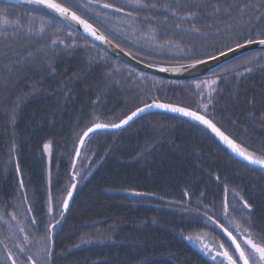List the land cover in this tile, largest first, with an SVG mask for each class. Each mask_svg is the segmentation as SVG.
<instances>
[{
	"label": "trees",
	"instance_id": "1",
	"mask_svg": "<svg viewBox=\"0 0 264 264\" xmlns=\"http://www.w3.org/2000/svg\"><path fill=\"white\" fill-rule=\"evenodd\" d=\"M58 2L153 66L264 34V0ZM153 101L198 112L264 158V51L168 80L113 58L45 6L0 1V264H216L192 240L206 232L229 243L216 226L234 234L227 219L264 243V170L188 117L151 111L95 132L73 164L86 130Z\"/></svg>",
	"mask_w": 264,
	"mask_h": 264
},
{
	"label": "snow or ice",
	"instance_id": "2",
	"mask_svg": "<svg viewBox=\"0 0 264 264\" xmlns=\"http://www.w3.org/2000/svg\"><path fill=\"white\" fill-rule=\"evenodd\" d=\"M28 3H34V4H39L45 6L47 9L51 10L53 13L58 14L60 17H63L65 19H70L72 21H75L79 25H82L84 30L88 33H90L93 36H97V31L93 28V26L85 19H82L80 15H77L75 11H71V7H66L62 3L58 2V0H27ZM137 3L140 2V0H136ZM148 7L149 5H145ZM151 7H156L155 4L150 5ZM85 7H87L85 5ZM105 8H111L113 5L111 4H104ZM164 7H168V5H164ZM118 11H122L123 9H117ZM213 11L214 12H219L220 8L218 5L213 6ZM225 11H228V9H225ZM189 17L195 16V12H191L188 14ZM4 23H8L7 20L4 21ZM16 23H19L17 21ZM194 31L199 32L200 29L194 28ZM31 31V29H29ZM259 37L257 40H253L251 38H244L245 43H236L235 44V49L229 47L228 52H233L237 49L244 48L246 45H251L253 43H258L260 46H264V34H258ZM98 39H102L107 41V38L104 37L103 35L97 36ZM243 38V37H242ZM227 55L226 52L220 51L219 56H225ZM218 59V56L216 55H209L207 59H199L195 58L193 59L190 63L187 65H180L177 68L173 69H167V68H162L161 71H181V70H186L189 68H196L198 65H204L207 64L209 61H215ZM54 71V69H53ZM206 82H200L196 84L197 88H200L201 85ZM208 83H215V80L210 81ZM150 107H156V108H162V109H167L172 112H179L182 113L185 116L192 117L195 120H198L202 122L203 124L207 125L213 132H215L222 140L225 141L233 149V151L237 152L238 155L244 157L246 160H248L250 163L253 164H258L262 168H264V158H259L255 157L253 154L248 153L246 149H243L240 147V145L236 144L233 140L229 139L228 136H226L219 128L216 127V125L209 119H206L203 115H200L198 112L191 111L188 108H183V107H177L172 104H164V103H158L156 101H153L152 104H145L144 108H137L135 112H133L130 116H128L125 120H122L119 125L113 124V125H104V124H95L94 128H103V127H120L123 124H127L129 120H131L134 116L137 115V113L144 111L146 108ZM203 107H207V105H203ZM93 128H89L88 132H92ZM88 132H86L84 135L87 136ZM83 143V141H81ZM49 147L48 144L45 145V148L47 149ZM74 187V186H73ZM72 193L69 192L68 196L71 197ZM246 203V202H245ZM67 200L64 201V207L67 208ZM247 207H251L250 205H247ZM227 204H225V211H227ZM51 211V208L49 209ZM63 213H61L62 215ZM206 215V214H205ZM239 226H237V231H239ZM229 237L231 238V242L234 245L233 251L235 253H238L236 258H233V255L229 253L228 250H223L219 252L217 255H212V250L209 248L207 245H202V249L206 250L207 254L212 256V259L216 261V264H237V260L242 261V264H249V259L251 258L252 264H264V243H258L252 238H248L244 241L245 245L248 246V252L246 254L245 250L241 247V244L236 241V238L232 236V234L229 232L228 233ZM188 239H193V237H188ZM221 248H223V244L220 245ZM15 264V262H13Z\"/></svg>",
	"mask_w": 264,
	"mask_h": 264
},
{
	"label": "water",
	"instance_id": "3",
	"mask_svg": "<svg viewBox=\"0 0 264 264\" xmlns=\"http://www.w3.org/2000/svg\"><path fill=\"white\" fill-rule=\"evenodd\" d=\"M0 1H20V2H27V0H0ZM43 6V5H42ZM72 11V10H71ZM78 15V14H77ZM64 21H66L71 27H73L74 29H76L78 32H80L82 35H84L86 38L90 39L91 41H93L94 43H96L97 45H99L106 53H108L110 56H112L113 58L122 61L123 63L131 66L132 68L152 75V76H156V77H160V78H164V79H168V80H189V79H196L198 77L204 76L206 74H208L210 71H212L214 68L218 67L219 65L225 63L228 60H231L235 57H238L242 54L251 52V51H264V46H260L258 43H253L251 45H246L244 48L241 49H237L233 52H228L227 50L224 51L227 53V55L225 56H218V59L215 61H209L207 64L204 65H198L196 68L192 69H186V70H181V71H161L162 68H167V69H173V68H177L179 66H167V67H160V66H153V65H149L146 64L138 59H136L135 57L131 56L129 53H127L126 51H124L123 49H121L120 47H118L116 44H114L111 40H109L104 34H102L98 29H96L92 24L93 28L97 31V36L99 35H103L104 37L107 38V41L102 40V39H98L97 36H93L90 33L86 32L83 28L82 25H79L78 23H76L75 21H72L70 19H65L63 17H61ZM82 19H84L83 17H81ZM86 20V19H85ZM244 44V43H243ZM235 49V47H233ZM161 103V102H158ZM152 104V103H150ZM165 104V103H164ZM178 107V106H177ZM141 108H144L141 107ZM136 111V110H135ZM134 111V112H135ZM151 111H162V112H167V113H172V114H178L181 116H185L182 113L179 112H172L170 110L167 109H162V108H156V107H150V108H146L144 109V111L137 113L136 116H134L131 120L128 121L127 124H123L120 127H103V128H94V125L90 128H93L92 132H88V130L86 132H88L87 136H85L84 133L78 143H77V147H76V152H75V156H74V160H73V164L76 163L79 155H80V151L82 149V146L85 142V140L87 139L88 136H90L91 134L95 133V132H99V131H109V132H113V131H118L121 130L123 128H125L126 126H128L131 122H133L135 119H137L139 116L145 114V113H149ZM133 113V112H132ZM131 113V114H132ZM130 114V115H131ZM128 115V116H130ZM127 116V117H128ZM127 117H125L122 120H125ZM188 117L202 125H204L222 144H224L225 146H227V148L229 149L230 154L235 157L236 159L240 160L241 162L250 165L252 167L264 170V168H262L260 165L258 164H253L250 163L248 160H246L244 157L240 156L237 154V152L233 151V149L231 147H229V145L227 143H225L224 140H222L215 132H213L211 130V128H209L207 125L203 124L202 122L193 119L192 117L189 116H185ZM207 119V118H206ZM121 120V121H122ZM120 121V122H121ZM120 122L117 123V125L120 124ZM105 125V124H104ZM81 141H83V143H81ZM75 184H73L70 189L69 192L72 193L71 197L68 196V194L65 197V200H67L68 204H67V208L71 202L72 196H73V192H74V187ZM68 192V193H69ZM64 200V201H65ZM67 208L64 207V202H63V211H66ZM223 233L225 234V236L229 239V241H231V238L229 237L228 233L229 231L224 229ZM233 236V235H232ZM234 237V236H233ZM232 243V242H231ZM194 245V244H193ZM233 245V244H232ZM194 247L196 249H198L200 252H202V250H200L197 246L194 245ZM234 247V245H233ZM204 253V252H202ZM242 263V261H241Z\"/></svg>",
	"mask_w": 264,
	"mask_h": 264
},
{
	"label": "rangeland",
	"instance_id": "4",
	"mask_svg": "<svg viewBox=\"0 0 264 264\" xmlns=\"http://www.w3.org/2000/svg\"><path fill=\"white\" fill-rule=\"evenodd\" d=\"M47 149L45 148L46 151H47ZM227 222H228L229 226H231V228L233 229L234 234H232V232H230V233L236 238V241L241 244V247L245 250L246 254L248 252V246L245 245V243H244V241L246 239L252 238L256 242L261 243L259 240L255 239L254 236L252 235V233L250 232V230L247 227H245L244 225H242L241 223H239V224L235 223V222L231 221V219H227ZM216 226H218L217 229H219L222 233H223L224 229L228 230L227 228L220 226L217 223H216ZM237 226H239V229H240L239 231H237ZM214 230H215V228H214ZM192 242L197 247H199L202 250V252L205 253V256H207L208 258H211V259H212V256L208 255L206 250L202 249V245H207L209 248H211L212 255H217L219 252H221L225 249L228 250L231 255H233L234 259L238 255V253H235L233 251L234 247H233L232 243H230V242L226 243V242L222 241L220 238H216V237L213 238V237L209 236L206 232H202L198 236V238H196L195 240H192ZM221 244H223V248L220 247ZM231 245H232V247H231ZM225 264H227V262H225ZM237 264H241V261L237 260ZM249 264H252L251 258L249 259Z\"/></svg>",
	"mask_w": 264,
	"mask_h": 264
},
{
	"label": "bare ground",
	"instance_id": "5",
	"mask_svg": "<svg viewBox=\"0 0 264 264\" xmlns=\"http://www.w3.org/2000/svg\"><path fill=\"white\" fill-rule=\"evenodd\" d=\"M145 114H147V113H145ZM145 114H143V115H145ZM143 115H141V116H143ZM141 116H139L138 118H140ZM138 118H137V119H138ZM135 120H136V119H135ZM86 131H87V130H86ZM86 131H85V132H86ZM85 132H84V133H85ZM84 133H83V134H84ZM237 160H238V159H237ZM239 161H240V160H239ZM68 192H69V191H68ZM67 194H68V193H67ZM223 235L225 236L224 233H223ZM225 237H226V236H225ZM226 238H227V237H226ZM227 239H228V238H227ZM228 240H229V239H228ZM230 242H231V241H230Z\"/></svg>",
	"mask_w": 264,
	"mask_h": 264
}]
</instances>
